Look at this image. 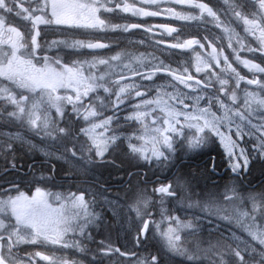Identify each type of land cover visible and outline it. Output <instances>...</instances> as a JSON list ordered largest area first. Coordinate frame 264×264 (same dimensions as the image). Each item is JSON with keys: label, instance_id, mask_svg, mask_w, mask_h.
<instances>
[{"label": "snow or ice", "instance_id": "obj_1", "mask_svg": "<svg viewBox=\"0 0 264 264\" xmlns=\"http://www.w3.org/2000/svg\"><path fill=\"white\" fill-rule=\"evenodd\" d=\"M0 120L26 133L0 132L12 169L21 151H39L53 171L59 162L87 174L126 147L156 175L178 152L218 144L231 173L194 199L183 176L145 173L133 184L129 172L132 199H105L125 232L120 246L93 235L105 217L88 188L52 192L41 176L27 191L4 190L0 264H264V188L241 184L264 165V0H0ZM204 221L214 239L199 235Z\"/></svg>", "mask_w": 264, "mask_h": 264}, {"label": "flooded vegetation", "instance_id": "obj_2", "mask_svg": "<svg viewBox=\"0 0 264 264\" xmlns=\"http://www.w3.org/2000/svg\"><path fill=\"white\" fill-rule=\"evenodd\" d=\"M150 22L156 23L162 20V18H148ZM120 23H123L125 21H117ZM172 26H178L179 22H170ZM239 30V29H238ZM97 37L102 42H111L116 47H128V39L124 38V36H118L113 33H98L96 34ZM77 38L80 39H92L91 36H84L80 35ZM131 40H138L141 39V33L137 32L136 35L129 37ZM165 39L170 40V37H165ZM144 49H141L143 51ZM86 51V50H85ZM156 55L160 57V59L165 60V62H168L170 59L166 53L157 51ZM243 55V54H242ZM238 70H240L243 73L246 72L245 69L242 68V66L236 65ZM193 75H195L194 68L192 70ZM11 124H6L4 121L0 120V132H15L17 130L21 131L22 134H24L23 129H18L17 127L13 128ZM32 142H38L33 138ZM210 156H214L216 163L218 165L217 172L213 176L217 178V175H231V173L227 170L226 163L221 159L220 155H208L206 158H204V162H207L209 160ZM217 157V158H216ZM187 161H190V157L184 158ZM18 167L16 169H12L8 166H6L5 161L0 158V192L7 190V189H14V187L19 186L22 191H27L31 188L32 182L34 180H38L41 176H43L48 184H63L64 186H69L74 188L76 184V176L68 173L64 167L59 163L56 162V168L55 170H51V165L45 162V158L40 152L38 151H21L18 155ZM184 163H187L184 161ZM197 164V163H195ZM107 165V164H106ZM149 168L148 166H145ZM211 167V163H210ZM121 168L116 167L113 172L110 173V170L107 171V169H103L102 167L99 168L98 165L92 168L88 172L87 179L85 181L87 188L90 191H94L96 193H102L103 196H99L100 200L97 201L104 202L105 199H115L118 198L120 203H125L127 201L126 197V190L129 188V172L135 174H138L136 178L133 179V182H137L138 179H142V173H146L142 167H135L130 162V167L125 171L124 169L120 170ZM210 169V168H209ZM120 170V171H118ZM149 170V169H146ZM195 170L201 171L205 170L204 167H195ZM206 171V170H205ZM149 176L152 177L153 180L157 179V175H153V172L150 170ZM163 180L164 178H159ZM48 187V186H47ZM106 190V191H105ZM103 206L104 203H102ZM105 217L104 220V227L101 231H96L93 233V235L96 237L97 240L103 239L105 236L111 235V239L113 243L116 246H120L125 243V235L121 233V231L118 228V220L113 217L112 211L109 208H106V214H103ZM108 227V229H104ZM113 229V231H110ZM89 247H94V245H89ZM31 251H40L36 246L30 247ZM38 259V258H37ZM87 259V258H86ZM44 261H39V264H44ZM107 264V261H106Z\"/></svg>", "mask_w": 264, "mask_h": 264}, {"label": "trees", "instance_id": "obj_3", "mask_svg": "<svg viewBox=\"0 0 264 264\" xmlns=\"http://www.w3.org/2000/svg\"><path fill=\"white\" fill-rule=\"evenodd\" d=\"M125 152H126L125 148H122L120 151L115 153L114 154L115 164H107V165L104 164V169L106 168L107 171L110 170L111 173L117 167L116 165H119L118 168H121L120 170L124 169L126 171L128 167H130V161L125 155ZM199 153L200 155H193L190 161H186L187 163H184V161L181 162L177 160L176 163H174V165L173 164L170 165L172 166V168H176L174 171L170 172L173 178L176 176H183L189 182L191 191L195 194L194 199L200 198L204 196L206 193H211L215 191L216 189L214 188V184L222 186L225 182L229 181V179L231 178V176L229 175H223L221 178L219 177L216 178L213 176L214 174H210L209 172L210 160L201 164L204 158H206V156L208 155L216 156L217 154L219 155L222 154L218 149L217 145L213 146L210 149H205ZM178 159H180L179 155H178ZM197 165H199V167H204L206 171L195 170V167H197ZM168 169L169 168L165 169L163 173L157 172V174L162 175L165 172H167ZM144 170L146 171L147 174L149 173V170L146 169ZM144 175L145 173H142L141 175L142 179ZM135 183L136 182H133V184ZM241 184L243 189L245 190H259L261 188H264V165H262L259 162H255L251 169V172L249 174H245L243 180L241 181ZM132 195L133 193L128 188L126 190L127 201H130L132 199ZM201 237L205 241H207L208 239H214L213 237H210L208 234L202 235Z\"/></svg>", "mask_w": 264, "mask_h": 264}, {"label": "rangeland", "instance_id": "obj_4", "mask_svg": "<svg viewBox=\"0 0 264 264\" xmlns=\"http://www.w3.org/2000/svg\"><path fill=\"white\" fill-rule=\"evenodd\" d=\"M50 40L51 39H63L64 37L63 36H61V35H59V34H49V37H48ZM3 121V120H2ZM13 128H15L14 126H12ZM25 135H26V133H24ZM35 140H37L38 142H35V143H37V144H39V140H38V138H34ZM34 143V142H33ZM218 145V144H217ZM219 146V145H218ZM220 148V147H219ZM221 149V151L223 152V149L222 148H220ZM39 152V151H38ZM183 154V152H178L177 153V155L178 154ZM41 154V153H40ZM185 154V153H184ZM186 155V154H185ZM186 157H188V154L186 155ZM226 158V157H225ZM80 184H75V186H74V188H72V187H69V186H64L63 184H57V185H55V184H48L47 183V186H48V190H50V191H52V192H62V193H68V192H75V191H77V189L78 188H87V186H83V185H81V186H79ZM89 199H91L90 198V196L88 197ZM100 203V204H99ZM102 203H105V201L104 202H99V201H97V207H100L101 209L103 208V207H101V206H103L102 205ZM105 205V204H104ZM96 210L98 211V212H101L100 211V209H98V208H96ZM188 211H190V210H188ZM194 211V210H193ZM201 216H202V214H201ZM205 224V228H204V230L201 232V233H206V232H208L207 231V222L206 223H204ZM121 230H123V228L121 227ZM110 231H113V229H111ZM205 246H206V244H205ZM62 255H64V254H62ZM72 258L73 259H81L82 257L80 256V254L79 253H74V254H72ZM83 259H85L86 260V258H83ZM44 264H45V262H43Z\"/></svg>", "mask_w": 264, "mask_h": 264}]
</instances>
